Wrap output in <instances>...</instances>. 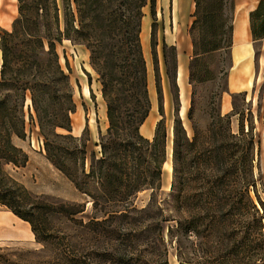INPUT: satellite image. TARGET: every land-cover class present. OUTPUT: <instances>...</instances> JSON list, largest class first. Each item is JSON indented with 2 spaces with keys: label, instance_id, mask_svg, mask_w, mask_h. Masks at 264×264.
<instances>
[{
  "label": "trees",
  "instance_id": "obj_1",
  "mask_svg": "<svg viewBox=\"0 0 264 264\" xmlns=\"http://www.w3.org/2000/svg\"><path fill=\"white\" fill-rule=\"evenodd\" d=\"M16 1L17 14L11 28L1 30L0 34V203L29 224L39 245L26 250L25 258L48 250L50 254L34 264H147L131 250L135 247L133 242H146L153 226L158 225L159 234L165 229L168 236L179 231L196 236L211 233L217 224L235 214L239 218L251 217L240 222L243 234L235 244L237 256L244 258L253 236L264 242L260 216L249 196V189L255 186L254 141L250 130L243 131L240 118L237 132L230 131V117L234 113L218 111L205 135L199 136L193 130L190 137L174 115L169 189L161 201L155 197L167 153L156 75L159 118L150 138L139 131L150 111L144 50L139 40L140 21L144 7H148L150 15L154 14L155 0H71L74 11L64 8L62 30L57 0ZM193 1L192 26L202 13L203 20L209 13L201 0ZM225 4V0H217L211 17H218L220 35L227 33V38L211 41L208 47H203V53L224 48L229 51L232 0H227L230 16L226 26L222 18ZM249 29L252 39L264 37V0H259L249 12ZM62 36L82 43L88 50L105 105L107 126L94 143L99 148L98 154H89L86 170V138L83 132L79 136L71 134L68 114L74 111V105L67 75L55 51V42L59 43ZM150 36L152 40L151 32ZM26 91L30 101L26 110L30 116L31 108L37 120L45 157L87 198L90 205L85 217V202L29 201V193L11 183L3 171L4 164L21 167L27 159L11 142L12 136H23ZM186 117L190 118L189 110ZM56 128L65 133L56 132ZM143 189L151 190L149 201L145 207L136 209L132 199ZM20 201H27V205H21ZM166 210L177 216L165 214ZM53 218L70 223L66 228L81 240L73 243L72 236L51 224ZM141 219L155 223L142 225ZM168 221L175 224L162 225ZM252 223L256 224L254 235L250 231ZM85 240L94 245L85 249ZM23 255L17 256L19 260L24 259ZM0 264L28 263L10 261L0 253ZM160 264L168 262L162 258Z\"/></svg>",
  "mask_w": 264,
  "mask_h": 264
},
{
  "label": "rangeland",
  "instance_id": "obj_2",
  "mask_svg": "<svg viewBox=\"0 0 264 264\" xmlns=\"http://www.w3.org/2000/svg\"><path fill=\"white\" fill-rule=\"evenodd\" d=\"M177 1V8L175 2ZM224 6L225 26L230 16L229 6ZM59 9V28L62 30V12L69 8L74 11L71 0H57ZM217 0H201L202 7H206L207 15L203 13L195 25H191L194 17L193 0H155L154 14L150 15L148 7L142 9L143 16L140 21V45L143 46V59L146 68L147 94L150 102V111L146 121L141 125L139 131L146 137H151L154 124L159 118L157 112V99L154 86V75L158 81L161 91V106L163 111V122L166 128L167 145L166 158L162 165L160 176V187L156 192L157 199L161 201L166 197L171 179L170 161V139L173 117L176 115L182 122L190 137L193 130L199 136L206 134L208 124L215 121L213 117L219 111L220 97L226 91V75L230 66L228 49H219L203 53V47H208L211 41L219 37L226 39L227 33L220 35L218 28L220 20L211 17L212 11L216 10ZM177 13L179 16H177ZM17 14L16 0H0V34L1 30L9 31L11 22ZM223 26L222 29H225ZM152 33V40L150 36ZM263 41L254 45L255 61L263 56V64L255 62V72H260L259 82H252V87L245 93H237L231 97V112L234 113V125H229L230 131L237 132L238 118L242 121L243 131L251 133L254 141L253 176L255 186L249 189V196L260 216L262 230H264V37ZM142 41V44H141ZM152 42V51H151ZM45 46V44H44ZM55 51L59 58L60 66L67 75L69 94L74 105V111L68 114L71 134L79 136L82 132L85 141L84 168L87 169L89 154H98V146L94 143L98 135L105 131L107 126L105 118V105L100 94L98 75L92 69L89 62V52L82 43H76L61 37L60 42H55ZM202 51V52H201ZM142 52V53H143ZM1 62V60H0ZM184 68L183 79L186 86L187 96L183 103L179 98L177 87L178 65ZM257 74V73H256ZM180 78V80H181ZM179 83V81H178ZM25 101L22 108L24 130L22 137H11V142L20 148L27 156L26 162L21 167L12 164H4L3 171L10 178L11 183L23 187L29 193V201H67L85 202L83 216L89 214L90 203L87 198L79 193L72 183L46 159L43 149V138L38 128L37 120L33 111L29 113L26 107L29 105V94L25 92ZM55 100L51 103H54ZM54 107L55 104H52ZM28 110V111H29ZM187 110L190 118L186 117ZM236 123V124H235ZM73 124V125H72ZM216 124V123H215ZM56 132L65 133L64 130L56 128ZM13 181V182H12ZM8 184H11L7 182ZM151 195L150 189H143L136 193L132 199V206L136 209L147 205ZM259 201L263 206L260 205ZM21 205H27V201ZM162 207H165L162 206ZM174 217L177 214L173 211ZM138 215V214H135ZM83 217V218H84ZM249 216L238 217L236 214L224 222L217 224L216 230L211 233H200L194 235L190 232H174L172 236L166 234L164 229L158 233V225L153 226L149 232L146 242H133L135 247L132 253L147 264H160V259L165 258L168 264H264V242L255 239L245 248L243 259L241 255L235 254L237 239L243 234V219ZM251 219V217L249 218ZM155 221L141 219L140 224H154ZM51 224L66 231L72 236L73 243L81 240L75 236L70 223L63 219H51ZM174 225V221L164 222ZM245 225V224H244ZM203 228V226H200ZM256 224L252 223L250 231L255 234ZM250 233V232H249ZM252 233V232H251ZM88 240V239H87ZM85 240L83 246L89 249L91 241ZM38 244L27 245L24 243H0V253L8 256L10 261L17 263L34 264L38 260L46 258L50 252L38 256L32 254L23 255L30 248H38ZM24 256V259L17 257ZM21 261V262H20Z\"/></svg>",
  "mask_w": 264,
  "mask_h": 264
},
{
  "label": "crops",
  "instance_id": "obj_3",
  "mask_svg": "<svg viewBox=\"0 0 264 264\" xmlns=\"http://www.w3.org/2000/svg\"><path fill=\"white\" fill-rule=\"evenodd\" d=\"M259 0H232L231 12V45L229 48L230 66L226 75V91L220 97V114L230 113L232 104L231 97L237 93H245L252 87V82L260 81V72H255V62L263 64V56L255 61L254 45L263 39H252L249 29V12L252 11ZM177 8V1L175 2ZM177 16L178 13H177ZM182 65V64H181ZM178 65V76H179ZM183 67V65H182ZM184 69V68H183ZM257 73V74H256ZM177 80L180 101L183 103L187 96L186 86L183 79ZM236 120L232 115L230 124ZM236 124V123H235ZM143 136H149L144 135ZM149 138V137H148ZM24 243L27 245L37 244L29 224L14 215L5 205L0 203V243Z\"/></svg>",
  "mask_w": 264,
  "mask_h": 264
},
{
  "label": "bare ground",
  "instance_id": "obj_4",
  "mask_svg": "<svg viewBox=\"0 0 264 264\" xmlns=\"http://www.w3.org/2000/svg\"><path fill=\"white\" fill-rule=\"evenodd\" d=\"M182 75L184 76V69H183L182 65L180 64V66H179V81H180V78H181Z\"/></svg>",
  "mask_w": 264,
  "mask_h": 264
}]
</instances>
